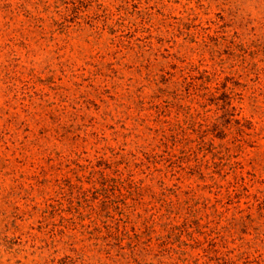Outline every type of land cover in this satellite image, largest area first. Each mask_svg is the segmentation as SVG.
<instances>
[{"label":"rangeland","instance_id":"obj_1","mask_svg":"<svg viewBox=\"0 0 264 264\" xmlns=\"http://www.w3.org/2000/svg\"><path fill=\"white\" fill-rule=\"evenodd\" d=\"M203 72L227 80L243 132L223 90L189 85ZM202 99V130L223 134L193 143L185 170L155 165L157 131ZM98 161L143 183L139 242L46 218L58 183L90 188ZM194 196L202 245L168 241ZM210 236L221 253H204ZM0 264H264V0H0Z\"/></svg>","mask_w":264,"mask_h":264},{"label":"trees","instance_id":"obj_2","mask_svg":"<svg viewBox=\"0 0 264 264\" xmlns=\"http://www.w3.org/2000/svg\"><path fill=\"white\" fill-rule=\"evenodd\" d=\"M198 80L202 81V86L208 91L207 96H211L215 99L214 93L220 92L221 96L226 99L223 100L222 105H217L219 110H222L226 115V128H237V131L243 132L244 124L242 121L236 119L234 113L236 108L232 105V99L230 97V89L227 87V80L219 82L214 76L208 72L201 73V77L198 79L192 78L189 85L197 90L199 88ZM215 83V86H210ZM215 91V92H213ZM227 91H229L227 93ZM205 99L198 100L200 108L188 107L184 119L177 118L172 124L168 123L167 128H162L157 133L161 134V141L158 147L150 150L149 159L155 165L159 158L162 162L168 164H176L181 170H185V166H190L192 156L196 154V149L193 148V143L199 146L198 150L201 151L205 143L206 132H210L213 129L215 134H223L219 131L218 124H211L208 127L209 131H203V124L207 125L208 118L203 117L205 112ZM203 110V112H202ZM244 123H248L245 121ZM215 129V130H214ZM191 132L197 136L198 140L192 141L188 137V133ZM208 135V134H207ZM210 135V134H209ZM161 151L163 154H159ZM147 154V155H149ZM158 164V163H157ZM191 167V166H190ZM107 170H112L111 164L108 162L98 161L96 165L90 167L88 172L90 188H84V176L78 177L77 184L73 183L70 179L65 178L58 187L60 189V197L54 202H46V218L50 220L59 219L61 223L67 224H81L82 228L88 229L94 227V231L107 233L111 239L117 242L118 245L123 241H129L132 243L134 240L142 239V236L136 231V226L131 222L129 214V201L134 200L135 196H142L143 183L132 180V176L126 177L122 172L114 171L112 174H107ZM200 174H202L200 172ZM203 178V177H202ZM161 187L165 191H171L173 189L166 187L163 180H160ZM176 187V185H174ZM192 202H195L194 206L199 205V201L195 196L189 201L184 203L183 209L185 210V217L181 221H178L176 225L169 223L165 225V230L168 234V241L175 240L179 242L181 246H189L183 242V237L189 238L190 241L201 244L195 235L202 234L201 219L198 217L197 212H193ZM167 212L169 215H178L180 210L177 209L175 204H171L168 207ZM86 221L89 223L86 224ZM79 222V223H78ZM54 226H57L54 222ZM153 226L149 227V231H153ZM207 248L204 249V253H221L218 248L217 240L215 238L207 239ZM202 245V244H201ZM75 252V251H74Z\"/></svg>","mask_w":264,"mask_h":264}]
</instances>
